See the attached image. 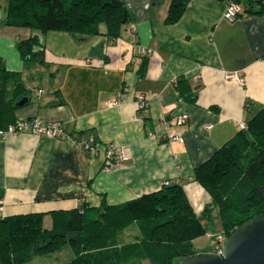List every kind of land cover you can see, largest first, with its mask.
I'll return each instance as SVG.
<instances>
[{"label": "crops", "instance_id": "1", "mask_svg": "<svg viewBox=\"0 0 264 264\" xmlns=\"http://www.w3.org/2000/svg\"><path fill=\"white\" fill-rule=\"evenodd\" d=\"M6 1L0 0V66L30 90L7 120L58 121L75 142L31 132L0 138V216L43 213L49 227L48 211L118 204L166 182L182 187L204 224L210 197L193 181V168L264 105V13L227 20L226 0H189L177 21L165 23L170 0H121L129 22L111 39L103 24L98 34L7 25ZM32 34L44 63L26 68L16 44ZM229 72L235 76L227 78ZM180 113L187 117L178 125ZM88 136L99 144L94 152L81 143ZM109 143L124 160L104 163ZM214 213L206 237L217 231Z\"/></svg>", "mask_w": 264, "mask_h": 264}, {"label": "trees", "instance_id": "2", "mask_svg": "<svg viewBox=\"0 0 264 264\" xmlns=\"http://www.w3.org/2000/svg\"><path fill=\"white\" fill-rule=\"evenodd\" d=\"M229 1L241 6L236 16L264 13L260 0L226 3ZM188 2L170 0L164 22L177 21ZM4 13L7 25L41 33L98 34V26L103 24L104 34L111 39L118 37L130 18L121 0H7ZM38 44L35 34L16 44L26 68L44 63ZM136 72L142 74L143 64ZM23 97L28 101L30 90L19 74L0 66V127L14 120L7 117ZM192 179L210 197L201 210L203 217L209 223L212 209H216L221 224L218 233L226 238L264 210V105L245 121V127H238L193 168ZM47 213L51 217L47 228L43 213L0 216V264H27L37 255L59 251L64 244L71 257L63 264H141L145 259L150 264H172L174 259L195 253L192 241L206 232L202 218L194 213L177 183H166L118 204L101 201L90 207L82 202L75 208Z\"/></svg>", "mask_w": 264, "mask_h": 264}, {"label": "built area", "instance_id": "3", "mask_svg": "<svg viewBox=\"0 0 264 264\" xmlns=\"http://www.w3.org/2000/svg\"><path fill=\"white\" fill-rule=\"evenodd\" d=\"M241 11V6L237 2L229 1L226 3L225 10L223 12V17L227 20H233L236 14ZM227 78H233L235 76L234 72H229L225 75ZM115 103V102H113ZM136 104L138 108H143L146 106V101L143 95L139 94L136 96ZM187 115L185 113H180L174 117V122L176 124H182L185 122ZM238 127H245V122L239 121ZM19 132H31L35 134H41L48 137H55L59 139H68L75 142L70 135L63 129L61 123L58 121H51L45 124L41 123L38 119L32 118H18L14 119L12 122L8 123L5 127H0V138H4L6 135H14ZM170 139H176L181 141V138L177 134L169 135ZM82 145L87 150L94 152L99 144L94 140L92 136H88L83 140ZM104 146V163L109 165L115 161H122L125 159V155L122 150L116 151L112 144H103ZM166 184V182L164 183ZM1 203V201H0ZM208 244L213 248L212 252L220 253L221 249L226 241V237L222 233H216L209 235Z\"/></svg>", "mask_w": 264, "mask_h": 264}, {"label": "water", "instance_id": "4", "mask_svg": "<svg viewBox=\"0 0 264 264\" xmlns=\"http://www.w3.org/2000/svg\"><path fill=\"white\" fill-rule=\"evenodd\" d=\"M26 101L23 97L17 105ZM176 264H264V210L236 227L220 253L195 252L179 258Z\"/></svg>", "mask_w": 264, "mask_h": 264}, {"label": "rangeland", "instance_id": "5", "mask_svg": "<svg viewBox=\"0 0 264 264\" xmlns=\"http://www.w3.org/2000/svg\"><path fill=\"white\" fill-rule=\"evenodd\" d=\"M40 48V45L36 46V49ZM38 68V67H37ZM214 216V227L217 231L216 233L221 231V224L218 215ZM202 218V217H201ZM202 220V219H201ZM49 220L47 218L44 219L43 226L48 227ZM205 229H210L208 222L205 220L204 222ZM209 231V230H208ZM193 248L195 251H203V252H212L213 248L209 246L206 234L196 237L192 241ZM71 257V252L67 245H63L59 251L37 255L32 258L27 264H63L68 261ZM177 260H173L172 264H176ZM141 264H150L147 259L143 260Z\"/></svg>", "mask_w": 264, "mask_h": 264}]
</instances>
